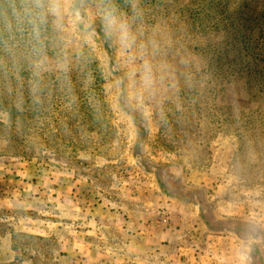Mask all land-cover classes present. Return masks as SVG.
I'll use <instances>...</instances> for the list:
<instances>
[{
	"label": "rangeland",
	"instance_id": "1",
	"mask_svg": "<svg viewBox=\"0 0 264 264\" xmlns=\"http://www.w3.org/2000/svg\"><path fill=\"white\" fill-rule=\"evenodd\" d=\"M198 2L139 0L131 53L105 39L98 19L91 45L49 29L39 52L13 23L33 53L4 87L20 92L9 100L17 110L0 104V264H78L66 252L67 219L96 212L125 225L122 234L106 226L107 264H127L126 225L143 212L152 264L180 262L181 247L209 253L208 264H241V253L264 264V93L240 71L246 52L230 50L227 15ZM116 3L132 16L128 0ZM244 4L264 11V0L225 9ZM182 119L200 128L183 134ZM166 220L177 234L158 238ZM196 254L185 253L205 264Z\"/></svg>",
	"mask_w": 264,
	"mask_h": 264
},
{
	"label": "clouds",
	"instance_id": "2",
	"mask_svg": "<svg viewBox=\"0 0 264 264\" xmlns=\"http://www.w3.org/2000/svg\"><path fill=\"white\" fill-rule=\"evenodd\" d=\"M132 16L122 13L116 0H11L4 14L10 9L11 18L22 31H26L39 52L43 37L49 29L67 38L79 33L83 41L91 45L97 36L95 21H100L105 39L114 43L121 52L131 53L136 43L133 24L140 16L139 0H128ZM39 67V64H37ZM143 80L145 86L153 83L152 68L145 65ZM246 256L240 254L241 264Z\"/></svg>",
	"mask_w": 264,
	"mask_h": 264
},
{
	"label": "trees",
	"instance_id": "3",
	"mask_svg": "<svg viewBox=\"0 0 264 264\" xmlns=\"http://www.w3.org/2000/svg\"><path fill=\"white\" fill-rule=\"evenodd\" d=\"M11 0H0V104L1 102L7 101L10 106L8 110L16 111L17 107L10 99H16L20 96V92L16 90L4 91V87H6L8 83V78L10 80L14 79V75L19 72L20 64H23L27 53L31 55V48L29 45H25L23 43H18L19 37L16 35V30L12 27L13 23H16L14 19L11 18L10 9H8V14H4V8L8 6ZM204 4H208L211 8H214L216 13H219V18L226 16L228 24L225 25V31L230 30L229 32V45L230 50H235L237 52L244 51L246 52L247 60L249 61L247 65H244L240 71L243 69L250 70L253 63L256 67H260L259 70L252 75L250 71L244 72V74H248L247 78L252 79L257 86L258 92L264 93V54H262L259 50L258 43L260 41L263 42L264 45V11L259 13L257 10L251 6L244 4L242 7L237 9H231L226 11L225 7H227L228 0L220 1L218 0H202ZM197 3V7H201V3ZM195 3V1H193ZM205 6V5H204ZM203 6V8H204ZM220 6V9L217 7ZM238 23H241L239 26L241 29H237ZM237 29V30H236ZM9 35L14 36L11 40ZM6 38V40H4ZM27 52V53H26ZM219 58L221 54H219ZM222 58V57H221ZM234 63L233 61H227L225 59H221V64H230ZM262 64V65H261ZM241 66V63L238 64ZM243 74V75H244ZM252 80H248L251 82ZM14 80L10 81L13 82ZM18 92V93H17ZM31 101L32 96H28ZM30 106V105H29ZM30 109V107H29ZM203 109H201V105H198V110L196 115H200L203 113ZM181 115H185V113L181 112ZM185 119V118H184ZM182 121H179L177 126L182 130L181 132L185 134V131H194L200 128V123H191L189 127L182 124Z\"/></svg>",
	"mask_w": 264,
	"mask_h": 264
},
{
	"label": "crops",
	"instance_id": "4",
	"mask_svg": "<svg viewBox=\"0 0 264 264\" xmlns=\"http://www.w3.org/2000/svg\"><path fill=\"white\" fill-rule=\"evenodd\" d=\"M174 215H172L173 217ZM148 217L145 212L143 213H137L136 215H132L129 217V220L127 222L126 228H127V234L129 236L130 232L132 234L128 238V244H127V264H152V262L147 257H150V255H147L148 252L157 253V251H152L151 247L149 248V243L147 242V237L145 236V229H146V218ZM118 216H115L114 213H106V212H96L94 214H80L78 218H68L69 223L66 225L65 229H69L72 226L73 230L69 231L71 233L70 240H68V248L66 252L69 254L70 258H73L76 261H72L71 263H78V264H107L104 263V259L106 258L103 253L104 252V241H106V244H108V236L105 234V231L109 230L106 229V226H114L112 228L114 231L118 234H122V232L125 230L124 226L120 224L118 221H116ZM112 220V221H109ZM73 220V221H72ZM169 220V218L167 219ZM166 220V221H167ZM71 221V222H70ZM77 221V222H76ZM109 221V222H108ZM162 225L165 224L166 226L158 227L160 229V233L158 234V238H167V234H177V229H173V227L170 225V223L165 221L161 223ZM58 225V224H54ZM119 225H122V227H119ZM117 226V227H116ZM141 226V227H140ZM160 226V225H159ZM139 227V229H138ZM170 228V229H169ZM131 229V231H130ZM177 230V231H175ZM104 233V234H103ZM124 235V234H123ZM43 236H46L43 235ZM164 236V237H163ZM95 237L98 239V242L93 243L91 241V238ZM157 237V236H156ZM104 239V241H103ZM161 239V240H162ZM67 245V244H66ZM110 246H107V250L109 253H118L116 252L118 250V247H113L112 244H109ZM106 248V246H105ZM106 250V251H107ZM181 254H180V262H175L174 264H201L198 261H195L192 258H187V255H185L186 252H193L194 250H189L188 248L181 247ZM171 255L175 252H170ZM136 254H138V257L136 258ZM158 254V253H157ZM141 255V256H140ZM197 255V254H196ZM199 255V256H198ZM197 255V259L200 258L203 260L202 262L205 264H208L209 260H211L209 257V253H204L202 256L201 254ZM115 256V254H113ZM183 256L186 258V260L183 259ZM176 257V256H175ZM174 258V255L172 256V259ZM206 258V259H205ZM154 264H171L170 262H164L160 258L157 262Z\"/></svg>",
	"mask_w": 264,
	"mask_h": 264
}]
</instances>
